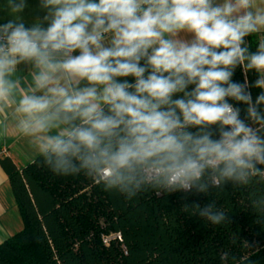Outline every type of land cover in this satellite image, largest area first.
I'll return each instance as SVG.
<instances>
[{"label":"clouds","instance_id":"obj_1","mask_svg":"<svg viewBox=\"0 0 264 264\" xmlns=\"http://www.w3.org/2000/svg\"><path fill=\"white\" fill-rule=\"evenodd\" d=\"M37 6L28 23V0H7L15 18L0 23V113L11 108L55 174L87 169L129 199L145 183L203 192L206 175L213 186L264 181V39L245 46L264 32V0ZM238 66L257 79L234 80ZM196 207L213 225L225 219L213 204Z\"/></svg>","mask_w":264,"mask_h":264},{"label":"trees","instance_id":"obj_2","mask_svg":"<svg viewBox=\"0 0 264 264\" xmlns=\"http://www.w3.org/2000/svg\"><path fill=\"white\" fill-rule=\"evenodd\" d=\"M261 39L252 34L245 46L255 52ZM233 79L251 83L257 74L238 66ZM251 91L255 100L260 89ZM0 167L22 221L0 244V264H264V205L253 204L264 197L259 176L213 186L206 175L203 192L145 183L129 199L87 169L55 174L41 155L22 168L0 158ZM207 204L224 213L220 224L199 215L196 206ZM117 232L122 243L104 246L102 236Z\"/></svg>","mask_w":264,"mask_h":264},{"label":"crops","instance_id":"obj_3","mask_svg":"<svg viewBox=\"0 0 264 264\" xmlns=\"http://www.w3.org/2000/svg\"><path fill=\"white\" fill-rule=\"evenodd\" d=\"M3 22H5L4 18L0 20V23ZM28 71L29 69L21 66L18 74L23 77ZM39 155L35 138L25 136L15 128L11 108L0 113V158H10L19 168H22ZM19 218L7 175L0 167V244L22 229V226L20 229Z\"/></svg>","mask_w":264,"mask_h":264},{"label":"rangeland","instance_id":"obj_4","mask_svg":"<svg viewBox=\"0 0 264 264\" xmlns=\"http://www.w3.org/2000/svg\"><path fill=\"white\" fill-rule=\"evenodd\" d=\"M29 7L23 13V18L26 22L31 23L37 15H40V9L37 6L38 0H28ZM8 20L15 18L13 14L10 13L7 7V0H0V20ZM20 221V229H21V220ZM16 232V231H15Z\"/></svg>","mask_w":264,"mask_h":264},{"label":"built area","instance_id":"obj_5","mask_svg":"<svg viewBox=\"0 0 264 264\" xmlns=\"http://www.w3.org/2000/svg\"><path fill=\"white\" fill-rule=\"evenodd\" d=\"M122 243V237L120 233H111L109 235L102 236V243L104 246L108 247L111 242ZM124 250V247H122Z\"/></svg>","mask_w":264,"mask_h":264}]
</instances>
